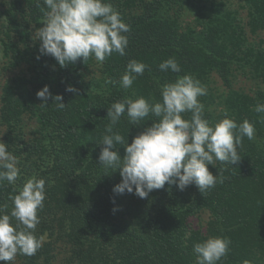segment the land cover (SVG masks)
Instances as JSON below:
<instances>
[{"label": "trees", "instance_id": "obj_1", "mask_svg": "<svg viewBox=\"0 0 264 264\" xmlns=\"http://www.w3.org/2000/svg\"><path fill=\"white\" fill-rule=\"evenodd\" d=\"M108 2L134 11L123 18L130 26L125 34L129 44L126 55L113 53L104 61L105 79L87 83L75 71V63L56 69L35 56L33 37L45 20L43 0H0L5 64L23 69L4 80L0 68L1 140L18 158L21 169L15 185L7 181L0 185V205H7L5 212L10 213V197L28 178L35 175L46 180V198L35 232L46 234L47 240L34 255L18 254L19 261L15 258L10 263L52 264L49 247L61 240L75 250V257L85 249L86 255L75 264H195L194 244L222 236L231 240V250L219 264L246 260L264 264V113L254 111L256 104H264V89L249 92L233 83L239 69L248 70V80L264 78V0ZM173 57L181 72L161 71L160 63ZM130 60L147 68L128 90L120 85V78ZM214 73L226 86L223 92L213 90ZM186 74L207 90L199 97L205 119L212 125L224 119L225 113L237 124L247 119L255 125L254 139L243 137L236 164L225 167L216 161V167L209 166L223 182L203 194L194 184L184 191L166 184L145 201L127 192L114 193L122 179L120 171L99 164L105 146L97 145L110 123L108 109L125 97L161 102L162 86ZM45 86L53 97H63L64 109L58 110L52 99L47 107H39L43 102L37 92ZM69 86L77 92L66 91ZM96 88L101 92L92 91ZM25 113L40 124L41 138L27 139L19 127ZM190 117V112L184 114L185 119ZM154 119L149 116L133 126L125 113L113 131L131 144ZM116 148L123 158L124 145ZM205 212L209 213L206 231L191 227L190 218Z\"/></svg>", "mask_w": 264, "mask_h": 264}, {"label": "clouds", "instance_id": "obj_2", "mask_svg": "<svg viewBox=\"0 0 264 264\" xmlns=\"http://www.w3.org/2000/svg\"><path fill=\"white\" fill-rule=\"evenodd\" d=\"M43 4L44 26L36 31L33 39L41 42V54L52 56L61 67L81 58L85 62L94 57L103 63L113 53L126 55L129 39L125 34L130 26L108 0H43ZM146 68L144 63L130 60L120 85L130 88ZM159 68L164 72H181L174 57L160 63ZM66 91L76 93L77 89L69 86ZM206 94L201 82L186 74L162 86L161 102L125 97L112 104L107 112L110 123L106 134L97 145L105 146L101 149L99 164L106 170L120 171L122 179L113 188L114 193L127 192L145 199L166 184L175 185L180 191L194 184L203 194L223 182L220 174L210 172L209 166L216 167L219 161L227 167L240 161L242 139L245 136L254 139L255 125L247 119L237 124L227 113L212 125L204 118L205 106L199 100ZM37 99L43 102L39 107H47L48 100L52 99L58 110L65 108L63 97H53L48 86L37 92ZM254 111L264 113V104H256ZM189 112L190 119H185L184 114ZM125 113L133 126L149 116L157 119L129 144L119 132L113 131ZM116 145H124L123 158ZM19 164L9 145L0 140V185L4 181L15 185L21 172ZM45 198L46 180L33 175L10 197L13 204L10 213L5 212L7 205H0V264H10L18 254L32 256L42 246L46 234L37 236L35 230ZM230 245L231 240L222 236L195 243L196 264H219L229 254ZM244 264L251 262L246 260Z\"/></svg>", "mask_w": 264, "mask_h": 264}, {"label": "rangeland", "instance_id": "obj_3", "mask_svg": "<svg viewBox=\"0 0 264 264\" xmlns=\"http://www.w3.org/2000/svg\"><path fill=\"white\" fill-rule=\"evenodd\" d=\"M114 8H116L120 13L122 18L128 17L131 15L134 11L130 9L129 7H125L120 4H113ZM244 13V12H243ZM43 27V24L38 27L41 28ZM37 29V30H38ZM251 40L255 39V35H251ZM258 40V38H257ZM40 41L35 40L33 43V47L36 49L35 51V56L39 57V59H42L49 67H54L56 69L61 68V66L58 64V62L49 55H42L40 52ZM36 45V47H35ZM38 59V58H37ZM70 63L69 65H71ZM76 66L75 71H78V74L81 79H83L85 82L90 83L91 81H97L98 79L102 80L105 79V75L103 73V70L105 69V62L100 63L95 60L94 57H90L87 61L84 62L83 58L79 59L78 61L75 62L73 67ZM0 68H2V79H6L8 77H14L22 73L23 69L22 68H13V67H7L5 64V59H4V48L2 44L0 43ZM65 68V67H63ZM27 72V69L25 70ZM239 72H235V76L233 77V83L240 85L244 87L247 91L253 92L257 88H262L264 89V78L260 76V80H248L247 75L249 74L248 70L245 69H239ZM29 72H30V67H29ZM213 84L212 87L215 88L213 89L214 91L220 90L223 92L224 87H226L216 73L213 74ZM37 86H39L37 84ZM42 89V88H40ZM129 90V89H128ZM92 91L96 92H101L99 88L93 89ZM91 91V92H92ZM253 94V93H250ZM3 98V90L0 87V104L2 102ZM21 129H23L27 139H34V138H41L42 134L40 132V124L35 120L32 119L27 113L23 115V119L21 124L19 125ZM2 137V127L0 126V140ZM264 141V136L262 137ZM138 199V198H137ZM147 198L144 199V201ZM140 200V199H139ZM142 201V200H141ZM209 220V213H198L197 215L193 216L190 218L191 222V227H193L196 230L201 229L202 232L206 231L205 225L207 224V221ZM44 240H47L46 238ZM55 242L53 246L49 247L50 254L49 255H54L53 261H51L52 264H64L66 262H70V264H75V262H80V258L84 255L85 249L79 250L78 251V256L75 257L73 255L74 249L66 242V241H61L58 240L53 241ZM45 243V241L43 242ZM86 255V253H85ZM17 260L19 261V257L16 256ZM75 261V262H74ZM11 264V263H10ZM85 264H88L85 262ZM196 264V262H195Z\"/></svg>", "mask_w": 264, "mask_h": 264}]
</instances>
